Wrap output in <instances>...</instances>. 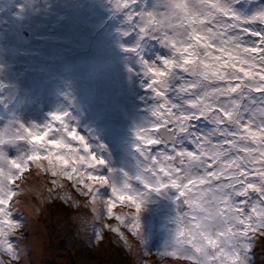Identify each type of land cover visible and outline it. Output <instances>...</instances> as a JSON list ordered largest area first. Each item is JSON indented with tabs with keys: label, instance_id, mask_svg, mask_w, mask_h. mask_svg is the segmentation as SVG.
Wrapping results in <instances>:
<instances>
[{
	"label": "snow or ice",
	"instance_id": "obj_1",
	"mask_svg": "<svg viewBox=\"0 0 264 264\" xmlns=\"http://www.w3.org/2000/svg\"><path fill=\"white\" fill-rule=\"evenodd\" d=\"M58 201L104 264H264V0H0V264Z\"/></svg>",
	"mask_w": 264,
	"mask_h": 264
},
{
	"label": "rangeland",
	"instance_id": "obj_2",
	"mask_svg": "<svg viewBox=\"0 0 264 264\" xmlns=\"http://www.w3.org/2000/svg\"><path fill=\"white\" fill-rule=\"evenodd\" d=\"M36 169L33 167L29 172L25 173V178L28 180L27 187L35 186L37 188L43 186L48 181V176L41 174L36 176ZM21 181H17L20 184ZM24 186V185H22ZM36 193H28L27 196L17 197L26 199L28 196L35 197ZM42 195L46 196L44 192ZM73 195H75L73 193ZM80 199L79 197H76ZM16 199V198H14ZM42 215L36 220L39 223V228L44 233L42 239L50 240V246L44 249L41 264H104L98 259L101 250H106L111 253H118L120 249L115 243V238L110 233H105V241L99 248H88L84 242L77 238L76 228L77 221L73 219L76 216L90 215L85 208H70L63 202H53L47 205H41ZM115 212L128 211L127 208L118 205ZM109 223H115V220H110ZM5 260L8 257H4ZM150 264H174L169 258L160 259L153 255L146 257Z\"/></svg>",
	"mask_w": 264,
	"mask_h": 264
},
{
	"label": "trees",
	"instance_id": "obj_3",
	"mask_svg": "<svg viewBox=\"0 0 264 264\" xmlns=\"http://www.w3.org/2000/svg\"><path fill=\"white\" fill-rule=\"evenodd\" d=\"M160 259V261L162 260L160 257H158ZM163 259H168V258H163Z\"/></svg>",
	"mask_w": 264,
	"mask_h": 264
},
{
	"label": "bare ground",
	"instance_id": "obj_4",
	"mask_svg": "<svg viewBox=\"0 0 264 264\" xmlns=\"http://www.w3.org/2000/svg\"><path fill=\"white\" fill-rule=\"evenodd\" d=\"M36 225H37L38 227L40 226L39 223H37V222H36Z\"/></svg>",
	"mask_w": 264,
	"mask_h": 264
}]
</instances>
